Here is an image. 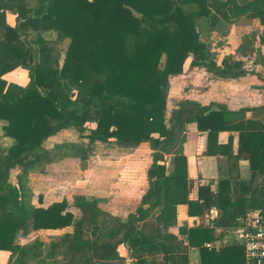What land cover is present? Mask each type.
Listing matches in <instances>:
<instances>
[{
	"label": "trees",
	"instance_id": "16d2710c",
	"mask_svg": "<svg viewBox=\"0 0 264 264\" xmlns=\"http://www.w3.org/2000/svg\"><path fill=\"white\" fill-rule=\"evenodd\" d=\"M36 1V6L27 7V0H0V118L6 121L5 135L14 140L0 150V250L9 252L6 264H26L36 246L35 241L21 244L19 236L69 226L71 230L62 234L58 264L123 261L122 246L129 252V264H155L157 255L162 264H189L185 248L167 229L175 223L177 204H186L189 216L202 215L214 205L221 226H231L246 211L264 213V180L256 185L252 179L241 181L233 200L227 180L219 181L215 193L209 184H199L196 198H190L186 157L174 152L188 122L207 132L205 154H220L212 146L217 133L233 128L238 131L234 157L245 154L251 178L264 177L263 124L249 119L231 124L224 108L208 110L188 98L172 99L175 107L166 118L170 77L182 71L189 53L208 58L196 21L211 17L234 25L264 26V0ZM5 10L16 13L14 26L5 22ZM27 28L50 29L58 40H68L61 66L53 45L40 35L23 38ZM228 60L221 59L222 67L214 59L203 66L224 75L231 66ZM17 66L28 72L25 86L2 78ZM87 122L94 123L85 135L89 142L112 139L121 146H135L149 141L155 148L146 170L147 186L136 209L121 222L122 237L113 242L83 236L84 223L92 221L99 208L96 200L82 193L75 194L72 202L61 199L45 207L26 205L23 199L19 176L49 160L44 142ZM224 154L231 156L229 151ZM167 155H171L169 173L164 164ZM16 169L12 183L9 175ZM182 232L188 245L200 249L198 264H243L242 244L208 249L203 244L214 238L211 228L201 225Z\"/></svg>",
	"mask_w": 264,
	"mask_h": 264
},
{
	"label": "rangeland",
	"instance_id": "374dc122",
	"mask_svg": "<svg viewBox=\"0 0 264 264\" xmlns=\"http://www.w3.org/2000/svg\"><path fill=\"white\" fill-rule=\"evenodd\" d=\"M237 1L242 4L247 0ZM34 2L35 0H30L32 4ZM230 14L229 11L228 15ZM196 27L201 41L207 45L205 55H208V58L203 59L198 54L189 53L183 63L185 69L189 65L196 64L206 69V66H203L204 63L211 62L213 59L215 63H221L223 57H229L230 68L237 67L232 60L241 61L238 60L241 56H244L246 61L255 60L264 64V53L258 50L264 45V26L257 25L256 22L234 25L223 18L213 20L211 17H203L196 21ZM55 35V32L50 30L46 37L51 38ZM64 44L65 41L62 39L56 47H64ZM251 50H254L255 54L251 53ZM53 55L59 66L62 59L60 51L54 48ZM163 57L162 55L160 58V66H162ZM230 68L227 72L231 71ZM189 69L169 79L166 118L175 105L172 100L175 98L171 96L169 83L176 81L177 79L174 78L182 75L185 83L183 87L187 89ZM206 71L212 72L208 69ZM93 126L92 122L71 126L49 137L44 142V147L50 151L47 156L49 160L45 164L32 166L22 172L19 179L25 191L24 202L29 206L37 201L44 205L61 199L72 202L73 196L77 193L96 200L99 211L92 221L84 223L83 236L89 238L90 241L109 240L113 242L122 237L124 231L121 228V222L126 220L128 213L136 209L140 195L147 186L146 170L155 148L149 141L127 147L117 145L111 140L89 142L85 135ZM17 171L19 170L12 171L9 179L16 176ZM32 187H37L40 191L49 188L50 193L55 192V194L52 199H43V194L40 192L32 198ZM74 212L78 216L77 211L74 210ZM54 230L56 231L40 232L38 230L25 237H18L21 244L32 241L36 243L26 264H58L62 260V234L64 231L71 230V227ZM121 249L124 255L123 261L129 264L131 261L128 256L129 252L125 246ZM89 253L88 248L86 249L87 256ZM162 263L161 256L157 255L155 264ZM0 264L3 263L0 262Z\"/></svg>",
	"mask_w": 264,
	"mask_h": 264
},
{
	"label": "crops",
	"instance_id": "0c3cea01",
	"mask_svg": "<svg viewBox=\"0 0 264 264\" xmlns=\"http://www.w3.org/2000/svg\"><path fill=\"white\" fill-rule=\"evenodd\" d=\"M37 1L32 4L27 0V7L36 6ZM5 22L14 26L17 23L16 13L14 10L4 11ZM50 33V29L34 30L27 28L23 34V38L35 39L41 36L48 41L54 48L61 53V62H63V53L66 49L68 40L64 39V47L57 48L59 41L55 37L47 38L46 34ZM1 37V36H0ZM260 51L264 53V45L259 47ZM254 50H251L253 53ZM255 54V53H253ZM244 55V54H243ZM244 56H241L239 65L231 67V71L224 75H216L213 72H208L204 67L196 65H189V85L187 89L183 87L184 77L179 75L174 79L176 81L170 82L171 96L175 99L188 98L198 102L200 105L208 106V110H215L222 107L225 110V118L230 120L231 124L238 123L241 120L249 119L263 124L264 127V64L255 60L246 61ZM221 65L220 62H216ZM185 67L182 71L184 72ZM204 77H202L203 75ZM2 78L8 83H14L20 86H25L29 80L28 72L25 68L17 66L14 69L4 73ZM186 78V77H185ZM175 107V105H174ZM6 121L0 118V150L5 151L13 142V138L6 136L2 126ZM156 136V134H153ZM112 142H114L111 139ZM117 144V143H116ZM207 144V132L197 130L195 122H188L185 124L184 131L180 140L174 149L175 153H181L186 157V171L187 177L191 180L189 191L190 198H196L197 187L199 184H209L212 192H217L219 189V181H229L230 200H233L235 195L239 192V183L241 181H248L251 178V170L249 168L248 159L245 154H239L234 157L238 147V131L230 128L228 130H221L217 133L215 142L212 144L213 149L219 151L220 154H205ZM119 145V144H117ZM121 146V145H120ZM124 147V146H123ZM127 147V146H125ZM229 151V155L224 153ZM171 155L165 156L164 164L166 166V173L172 169L170 163ZM11 173V172H10ZM258 175V174H257ZM11 176V175H10ZM9 176V177H10ZM260 179L253 185L264 180ZM14 181V177L9 179ZM39 188H31L32 198L38 193L43 194V199L53 197L54 193H50L51 189L37 190ZM24 198V197H23ZM36 199V198H35ZM37 201V199H36ZM43 203L35 202L30 206H47ZM219 216L218 209L212 205L202 215L189 216L187 213V205L180 203L176 205V219L175 223L170 225L167 229L174 234L182 247L185 248L189 264H198L200 261V249L196 246H190L187 243L186 233L182 232L183 228L204 226L213 230V239L204 242L209 243L205 246L208 249L213 248L218 250L220 247L228 244H242L240 237L241 223L234 218L231 226H221L216 223ZM40 232L56 231L50 229H40ZM244 253V252H243ZM9 252L0 250V262L6 264ZM243 264H245V257L243 254Z\"/></svg>",
	"mask_w": 264,
	"mask_h": 264
},
{
	"label": "built area",
	"instance_id": "2783aa9c",
	"mask_svg": "<svg viewBox=\"0 0 264 264\" xmlns=\"http://www.w3.org/2000/svg\"><path fill=\"white\" fill-rule=\"evenodd\" d=\"M241 223L240 237L245 264H264V213L253 210L235 217ZM205 243V246H209Z\"/></svg>",
	"mask_w": 264,
	"mask_h": 264
},
{
	"label": "water",
	"instance_id": "95a60500",
	"mask_svg": "<svg viewBox=\"0 0 264 264\" xmlns=\"http://www.w3.org/2000/svg\"><path fill=\"white\" fill-rule=\"evenodd\" d=\"M259 179V175L256 174L253 180V184H255ZM94 264H125V262L121 260H99Z\"/></svg>",
	"mask_w": 264,
	"mask_h": 264
}]
</instances>
